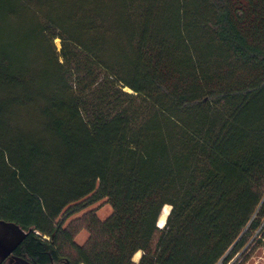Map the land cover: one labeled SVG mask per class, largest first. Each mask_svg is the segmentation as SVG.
Returning <instances> with one entry per match:
<instances>
[{
    "label": "trees",
    "instance_id": "1",
    "mask_svg": "<svg viewBox=\"0 0 264 264\" xmlns=\"http://www.w3.org/2000/svg\"><path fill=\"white\" fill-rule=\"evenodd\" d=\"M103 200L77 244L67 221ZM0 220L35 264L261 244L264 0H0Z\"/></svg>",
    "mask_w": 264,
    "mask_h": 264
},
{
    "label": "rangeland",
    "instance_id": "2",
    "mask_svg": "<svg viewBox=\"0 0 264 264\" xmlns=\"http://www.w3.org/2000/svg\"><path fill=\"white\" fill-rule=\"evenodd\" d=\"M56 46L58 50L61 48V40L58 38L55 40ZM128 92H132L130 89H125ZM95 213V215L100 220L107 219L112 213V207L107 202V200L100 201L89 208L83 210L82 212L77 213L73 217H71L66 225L73 224L78 230L77 234L75 235V242L79 245H84L90 237L89 231L85 228V224L83 219L86 217L87 213ZM259 234V231L255 234L256 237ZM260 233V237H261ZM258 236V239L260 238ZM160 234L157 233L153 238L152 249L154 250L159 242ZM244 253V254H243ZM139 257L137 258L136 255L133 258L135 263H138L143 255V252L140 251ZM247 257V258H246ZM2 264H7L6 262ZM58 264H65V263H58ZM229 264H264V239L262 240L261 244H257L256 242L252 243V240L248 243V245L243 249L241 253H239Z\"/></svg>",
    "mask_w": 264,
    "mask_h": 264
},
{
    "label": "water",
    "instance_id": "3",
    "mask_svg": "<svg viewBox=\"0 0 264 264\" xmlns=\"http://www.w3.org/2000/svg\"><path fill=\"white\" fill-rule=\"evenodd\" d=\"M29 232L16 223L0 220V264H35L14 254Z\"/></svg>",
    "mask_w": 264,
    "mask_h": 264
},
{
    "label": "flooded vegetation",
    "instance_id": "4",
    "mask_svg": "<svg viewBox=\"0 0 264 264\" xmlns=\"http://www.w3.org/2000/svg\"><path fill=\"white\" fill-rule=\"evenodd\" d=\"M65 264H69L68 262H65Z\"/></svg>",
    "mask_w": 264,
    "mask_h": 264
}]
</instances>
